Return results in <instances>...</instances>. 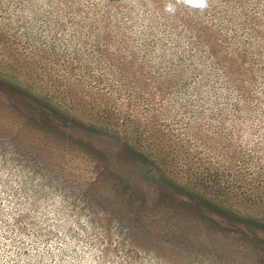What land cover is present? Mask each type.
<instances>
[{
    "label": "rangeland",
    "instance_id": "1",
    "mask_svg": "<svg viewBox=\"0 0 264 264\" xmlns=\"http://www.w3.org/2000/svg\"><path fill=\"white\" fill-rule=\"evenodd\" d=\"M252 3L0 0V69L68 118L0 85V264H264V231L230 216L264 205V42L239 12L264 32ZM207 27L228 40L214 57L194 35ZM239 50L246 101L221 65Z\"/></svg>",
    "mask_w": 264,
    "mask_h": 264
},
{
    "label": "trees",
    "instance_id": "2",
    "mask_svg": "<svg viewBox=\"0 0 264 264\" xmlns=\"http://www.w3.org/2000/svg\"><path fill=\"white\" fill-rule=\"evenodd\" d=\"M251 1L253 2L252 3L253 5H257L259 7L264 6V0H251ZM207 2H208V0H207ZM217 2H218V4L220 5V7L222 9L224 7H226L225 5L227 3H229V2L232 3L233 7H236V5H237L238 7L243 8V0H217ZM241 2H242V5H241ZM201 10L207 11V6L205 8H203V9H201ZM239 12L242 13V16L244 18L243 19L244 22L246 24L250 25V27H251V29L253 30V33H254L253 35L258 37L259 39H261L262 42H264V32L261 29L262 25H263V22H262L261 18L259 16H257L255 13H253V12H251L249 10L248 11L247 10H241ZM104 20H106V19H104ZM232 20L237 22L239 20V17L232 16ZM241 26H239V27L241 28ZM246 27H247V25H246ZM207 28L208 29L202 28L201 31H198V30L195 31L194 35L195 36H198V35L201 36V38L203 40L207 36L209 39L212 40L211 43L208 42V41H205L206 42L205 45H206L208 51L211 53V56L214 57V53L212 51H210V45L213 44L214 47H215V45H219V48H223L224 42L227 39L221 38V39L215 40V38L211 34L212 33L211 28H209V27H207ZM260 46H261V44H260ZM261 50H264V48L261 47ZM243 51H244V49H243ZM243 51H242V56L245 58L246 56L244 54H246V53H243ZM238 52H239V59L235 58L234 56H232V57H230V60L228 59L227 54L225 52L224 55H223V57H224L223 60L224 61H223V63H221V65L223 66L222 67V69H223L222 71H223L224 77L227 80H229V81L231 80L234 83V86H233L234 91H236V90L238 91L239 90L238 96L243 101H246L247 99L250 98V94H249L250 90L245 85V81H247L246 80V75L249 74V73L250 74H254V73L251 70V67H247L246 66L245 61L243 60V57L240 54V50L237 51V53ZM216 60H218V58ZM229 62L234 67L232 65H230ZM4 70L5 69H3V68L0 69V85H3V84L6 85L7 84L9 86H12L11 89L12 90L14 89L13 92L15 94L17 93V94L26 96L28 98L32 97L34 102L38 105L39 108H45V109L48 110L49 113L47 111H45V110L42 111V112H44V114H47L48 116H51V114H52V116H54L53 117L54 120H61L64 115H65V118H63V119H68L66 117L67 116L66 113L63 115L60 112V110H59L61 108V104H62L61 101L57 100V102H56L55 99H53L51 97H48V95L40 96V94L36 93V91H35V86H34V82L33 81H30V79L22 78L21 76L17 75L15 73V71L12 70V69H9V70H6V71H4ZM177 74L178 75H182L181 74V70H179V72ZM5 76H7L9 78H6ZM12 80H16V84L12 83L11 82ZM242 84H244L245 86H243ZM250 93H251V91H250ZM49 103H51V105ZM66 112H68V111H66ZM107 112H108V115H110L111 117H115V114H114L113 111L108 110ZM130 118H131V116L128 115L126 119H130ZM73 121H75V120H73ZM74 123H75V127H74L73 130H77L76 125H78V126H82L83 125V123H82V125H80V124H78L76 122H74ZM89 125L90 126L87 127L89 129V131H91V130L94 131L96 128H99V127L100 128L101 127L106 128L107 127L106 126L107 122L104 121L103 119L102 120L97 119V121L94 120V123H89ZM89 131H87V132L89 133ZM131 135H132V133L129 130H127L126 133H125V136H124V138H125L124 146H126V148H128V149H130L132 151H136L135 141L132 139ZM152 169L154 170V168H152ZM215 184L218 187H221L224 184L222 181H220L219 175H218V177H216ZM193 190H194V188H191L190 192L191 193L193 192V195L198 197V199L201 200L202 202H204L205 204L216 205V203L213 201L214 199H212L213 195L209 194L207 191L203 190V191L199 192V191H193ZM256 204L258 205V203H255V205ZM257 207H258L259 211H257L256 213H252V214L251 213H245V214L237 216V215H234L233 213H231L230 216H231L232 219H234V224L236 226H239V227H243L244 226V227L252 228V229H255V230L264 231V205L263 206L260 205V206H257Z\"/></svg>",
    "mask_w": 264,
    "mask_h": 264
},
{
    "label": "clouds",
    "instance_id": "3",
    "mask_svg": "<svg viewBox=\"0 0 264 264\" xmlns=\"http://www.w3.org/2000/svg\"><path fill=\"white\" fill-rule=\"evenodd\" d=\"M179 2H182L185 5L199 9H203L207 6V0H179ZM174 10L175 9L171 4L168 5L167 11L173 12Z\"/></svg>",
    "mask_w": 264,
    "mask_h": 264
}]
</instances>
